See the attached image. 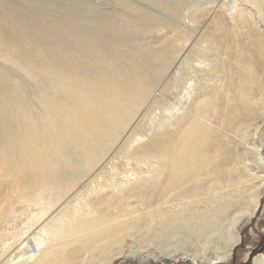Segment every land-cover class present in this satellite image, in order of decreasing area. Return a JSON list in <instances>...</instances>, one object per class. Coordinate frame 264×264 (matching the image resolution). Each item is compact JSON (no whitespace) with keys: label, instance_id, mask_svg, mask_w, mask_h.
I'll list each match as a JSON object with an SVG mask.
<instances>
[{"label":"bare ground","instance_id":"bare-ground-1","mask_svg":"<svg viewBox=\"0 0 264 264\" xmlns=\"http://www.w3.org/2000/svg\"><path fill=\"white\" fill-rule=\"evenodd\" d=\"M129 1L0 0V264H264V0Z\"/></svg>","mask_w":264,"mask_h":264},{"label":"rangeland","instance_id":"rangeland-1","mask_svg":"<svg viewBox=\"0 0 264 264\" xmlns=\"http://www.w3.org/2000/svg\"><path fill=\"white\" fill-rule=\"evenodd\" d=\"M11 1H15V2H19V1H21V3H23L25 0H11ZM52 2L53 0H43V2ZM67 1H69V3H71V4H76V5H78L77 3L78 2H80L81 4H82V9H83V11L86 13V14H88V15H96V16H101V17H104V18H109V19H112V18H115L116 16H117V18L119 17L118 15H120L119 13H121V11H122V7L120 8L119 7V2H117L116 3V0H67ZM118 1V0H117ZM127 1H129V0H127ZM134 4H137V5H141V3L143 4V5H141V6H143L144 7V4H145V6L147 5L148 7H146V8H149V9H156L155 10V12L157 11V12H159V11H161L160 9H159V7H156L154 4V6L152 5V4H148V2L149 3H151V1H148V2H145L144 0H131ZM131 1H129V2H131ZM20 3V2H19ZM118 4V5H117ZM86 5V7H84ZM150 6V7H149ZM117 9H116V8ZM12 8H16V7H12ZM18 9H24V8H26V7H17ZM27 8H29V7H27ZM119 8V9H118ZM145 8V7H144ZM34 9V8H33ZM153 9V10H154ZM120 10V11H119ZM159 10V11H158ZM118 11H119V13H118ZM157 12H156V14H157ZM164 13V16H166V17H171V18H175V21H179L183 16H184V14H185V12L183 11L182 13H179V14H177V15H171V14H169L168 12H164V11H161V13ZM95 13V14H94ZM117 13V14H116ZM160 13V12H159ZM163 13L162 14H158L159 16H163ZM167 13V15H165ZM112 14V15H111ZM111 16V17H109V16ZM105 16H107V17H105ZM178 17L180 18V19H178ZM177 19V20H176ZM17 74V73H16ZM17 76V78H19V80L20 81H22L23 82V84H25V81H24V79L22 78V76L21 75H19V74H17L16 75ZM22 79V80H21ZM27 84H28V82H27ZM262 220L261 221H259V223H258V225H256V228H257V230L255 231V232H252L251 233V238H250V241H249V244L251 245L252 243H255V244H257L253 249L255 250V249H258V251H260V253L262 254V255H264V236L262 237V234H261V231L264 229V216H263V218H261ZM258 233H260L259 235H257ZM260 236H261V238H260ZM252 242V243H251ZM253 250V251H254ZM254 256H256V255H254ZM257 257V256H256ZM264 258V257H263ZM259 259L261 260L262 259V257H260L259 256Z\"/></svg>","mask_w":264,"mask_h":264}]
</instances>
